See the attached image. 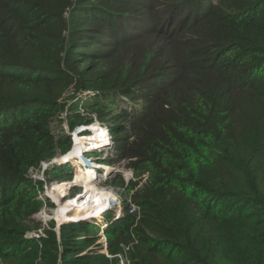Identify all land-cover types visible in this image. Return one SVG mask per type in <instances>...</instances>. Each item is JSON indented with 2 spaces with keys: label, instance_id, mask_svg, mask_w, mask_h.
Instances as JSON below:
<instances>
[{
  "label": "trees",
  "instance_id": "16d2710c",
  "mask_svg": "<svg viewBox=\"0 0 264 264\" xmlns=\"http://www.w3.org/2000/svg\"><path fill=\"white\" fill-rule=\"evenodd\" d=\"M70 87L146 176L111 258L88 224L27 237ZM263 174L264 0H0V264H264Z\"/></svg>",
  "mask_w": 264,
  "mask_h": 264
},
{
  "label": "rangeland",
  "instance_id": "374dc122",
  "mask_svg": "<svg viewBox=\"0 0 264 264\" xmlns=\"http://www.w3.org/2000/svg\"><path fill=\"white\" fill-rule=\"evenodd\" d=\"M92 94H93L92 92H84V93L76 94L74 93L73 87H70V89L63 94L62 100L65 102V108L61 112V114L55 120H53L51 124L52 130L55 133L56 137L57 136L63 137L64 135H66L68 136L71 143H72V138H75L73 137L74 131H71L68 125L67 113H69L68 109L70 104H76L78 106L79 114H81L82 117L85 118L88 117L92 119L94 118L93 117L95 116L94 113H89L83 107L89 103ZM124 101H126L125 98ZM80 137L85 139V135L80 134ZM87 156H92L93 159H99L97 162L108 164L110 167L109 173L103 175L102 178L98 177L96 179L97 182H93L94 183L93 185H95V187L98 188L99 190L103 191V194L99 198L100 200L99 202L101 204H104V206L107 203L106 198L108 197V193L114 198V199L111 198L110 200L111 208L104 213H100L99 215L98 213L95 214L93 210L99 207L100 204V203L97 204L95 201L92 202L93 204H90L91 202L89 203L88 209H91V211H89L88 213L85 214L78 213L76 211L77 209L76 207H70L69 210H66L68 211L67 213L66 211L63 212V210L61 209L63 205L62 203L65 201V199L68 198V196H74L75 193H77L82 189V187L84 188L83 196L90 194L89 185H84V181H83L90 168L88 170L86 169L83 170L82 168L78 167L79 163L75 161L76 160L75 158L70 159L69 157L66 158V156H64L63 158L67 161L65 163L59 162L54 165H51L47 167L46 170H44L43 172H41L39 168L36 167L35 169L30 170L28 173V176L31 178L32 183L35 185L37 189L36 198L42 202V206L38 212H36L31 216L33 223H38L39 228L37 229L32 228L27 234L33 237L35 236L45 237V230H49V229L54 230L55 233L57 234V230H59V228H56L55 220L58 221L57 213L58 210L61 209L62 212L65 214L63 218H66V216L68 218L61 224H78L81 226L83 225L85 226L86 224H88L90 226L98 227L99 229L96 232H94L95 234H91V237L93 236L96 239V242L94 245L90 247L97 249L98 253H102L107 257L111 258L112 255H110L107 250L108 238L105 235L104 230L101 231L100 225L104 221L110 224L108 219L110 218V216L111 217L113 216L112 213L114 211L120 209L121 213L124 214V209L126 207H129L130 204H135L136 206H138L134 201L135 200L134 193L141 188L142 183L146 180V176L136 177L132 168L128 166L129 165L128 159L119 158L117 156V152L115 151L114 148L113 137H112L111 146L108 148L107 152H101V153L92 152V153H87ZM69 162H73L77 166L76 172L74 174H73L74 171L73 166ZM108 165L105 166L107 167L106 168L107 171H108ZM99 166L102 165L100 164ZM53 169L55 170L53 171ZM61 181L62 182L69 181L70 187L59 184L54 185ZM120 182L124 184L123 187L121 186L122 184ZM50 185L53 186L49 190L48 186ZM126 185H129L128 186L129 189H125ZM43 186H45V188L48 189L47 191L50 193L51 196L50 198L46 197L43 190L44 189ZM130 186H132V188H130ZM260 186L261 189H263L264 191V174L261 177ZM80 196H82V194H79L78 198ZM102 198L105 199L102 200ZM50 199L53 200L55 204L52 203ZM93 216L97 218L95 219L93 218ZM105 218L107 220H105ZM30 225L33 224L31 223ZM107 225L105 228H107ZM58 235L59 234H57V236ZM124 248L126 247L124 246ZM127 249L128 248H126L125 250ZM114 257L117 259V264H127V262L120 253L115 254Z\"/></svg>",
  "mask_w": 264,
  "mask_h": 264
},
{
  "label": "built area",
  "instance_id": "2783aa9c",
  "mask_svg": "<svg viewBox=\"0 0 264 264\" xmlns=\"http://www.w3.org/2000/svg\"><path fill=\"white\" fill-rule=\"evenodd\" d=\"M84 93V92H82ZM80 94V93H79ZM94 118L89 122V123H84V124H78V125H75L71 131H74L73 133V137L75 138H72V143L70 142V146L69 148L62 154H59L55 157H53L52 159H50L49 161H41L39 163V166L37 168H39V170L41 172H43L44 170H46L47 167L51 166V165H54L56 163H61V162H67L63 157L68 155V156H76V162L79 163L78 164V167L79 168H82V169H86L88 170L89 168L94 170L95 171V174L94 176L92 175V179L88 180L87 182H91V184H93V182H97V178H102L103 175H105L106 173V168L104 165H108V164H104V163H100V162H97L99 159H93L92 156H87V153H92V152H95V153H101V152H107L108 151V148L111 146V143H112V135H111V132L109 130V128L101 123L97 118L96 116H93ZM98 128L96 131L97 133L99 134L100 132H103V134L100 136L102 137L101 140H99L101 143H98V144H95V143H92V140L91 138L93 137V133L95 131V129ZM81 135H85V139H82L80 140V142H77V139L78 137ZM73 151V152H72ZM72 152V153H71ZM71 153V154H70ZM70 154V155H69ZM66 158H68L66 156ZM72 166H73V174L76 172V164H74L73 162H69ZM102 165V166H99V165ZM109 166V165H108ZM110 168V167H109ZM32 169H35V168H31L30 170ZM29 170V171H30ZM95 179V180H93ZM93 181V182H92ZM65 185V186H69L70 187V182H59V183H56L54 185ZM53 185H50L48 186V189L50 190L52 188ZM95 186V185H94ZM67 187V188H69ZM43 190H44V193L46 195V197L50 198V193L47 191L48 189L45 188V186H43ZM83 191H84V188L82 187V189L80 191H78L77 193H75L74 196H68L67 199H65V201L62 203L64 204L66 201H74V203H76V201L78 200L79 201V204L81 205V207L83 206L84 208L87 206V203L88 200L86 199L87 195L83 196ZM56 192V191H55ZM108 193V192H107ZM79 194H82V196H79ZM62 197V196H61ZM111 198H113L109 193H108V197L106 198L107 199V203L106 205L101 209V212H98V215L100 213H104L106 212L108 209L111 208L110 206V200ZM105 198H102V200H104ZM114 199V198H113ZM50 201L52 203L55 204V202L53 200L50 199ZM90 204H93L92 202ZM128 209V213L129 214H137L139 213V207L136 206L135 204H130L129 207H127ZM68 211H66L67 213ZM112 217L110 216V218L108 219L109 220V223L113 222V221H116L118 220L120 217L123 216V213H121L120 209H118L117 211H114L112 213ZM63 218V217H62ZM58 218L59 220H55L56 222V228H59L60 227V224L62 222H64L65 220H67V216L66 218ZM93 218H97L95 216H93ZM76 219V218H74ZM105 220H107L105 218ZM108 223H106V221H104L101 225H100V229L101 231L104 230V228L106 227ZM27 237H31L27 234ZM35 237H38V236H35Z\"/></svg>",
  "mask_w": 264,
  "mask_h": 264
},
{
  "label": "bare ground",
  "instance_id": "6f19581e",
  "mask_svg": "<svg viewBox=\"0 0 264 264\" xmlns=\"http://www.w3.org/2000/svg\"><path fill=\"white\" fill-rule=\"evenodd\" d=\"M98 128H96V130H97ZM94 131V135H93V137L91 138V140H92V143H95V144H98V143H101L99 140H101L102 139V137H100L102 134H103V132H100L99 134L97 133V131ZM79 139L77 140V142H80V140H82L83 138L82 137H78ZM73 152V151H72ZM71 152V153H72ZM70 153V154H71ZM69 154V155H70ZM67 157H69L70 159H73V158H76V156H74V155H72V156H68V155H66ZM104 166H107V165H104ZM84 170V169H83ZM107 171V170H106ZM109 166H108V171L105 173V174H107V173H109ZM94 174H95V171L94 170H92V169H89L88 170V172H87V174H86V177H85V179L83 180L84 181V185H89V190H90V194H88L87 195V197H86V199L88 200V202L90 203V202H95L96 201V203L97 204H99L100 202V200H99V198H100V196L103 194V191L102 190H99L98 188H96L93 184H91V182L89 183V182H87L88 180H90V179H92V175L94 176ZM93 182V181H92ZM89 203H87V206L84 208L83 206H82V208L80 207V204H79V201L77 200L76 201V203H74V201L72 200V201H66V203H64L63 205H62V207H61V209L63 210V212H65L66 210H69V208L70 207H76L77 209H76V211L78 212V213H81V214H85V213H88L89 211H91V209H88L89 208ZM94 206V205H93ZM104 206V204H99V207H97L96 209H94L93 210V212H95V214L96 213H98V212H100L101 211V209H102V207ZM58 210V218H62V217H64V213L62 212V210ZM59 213H60V215H59ZM59 220V219H58Z\"/></svg>",
  "mask_w": 264,
  "mask_h": 264
},
{
  "label": "water",
  "instance_id": "95a60500",
  "mask_svg": "<svg viewBox=\"0 0 264 264\" xmlns=\"http://www.w3.org/2000/svg\"><path fill=\"white\" fill-rule=\"evenodd\" d=\"M57 234H59V230H57Z\"/></svg>",
  "mask_w": 264,
  "mask_h": 264
}]
</instances>
